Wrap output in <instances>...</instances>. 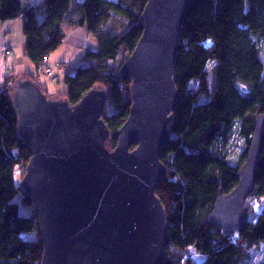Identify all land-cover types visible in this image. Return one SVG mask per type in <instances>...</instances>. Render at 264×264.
Wrapping results in <instances>:
<instances>
[{
	"label": "trees",
	"instance_id": "obj_1",
	"mask_svg": "<svg viewBox=\"0 0 264 264\" xmlns=\"http://www.w3.org/2000/svg\"><path fill=\"white\" fill-rule=\"evenodd\" d=\"M27 1L0 0V22L24 16L25 52L38 71L25 77L39 84L41 69L63 44L67 27L86 26L99 49L86 50L84 59L91 64L65 76L67 91L61 97L75 105L94 87L105 89L107 146L115 148L132 106V82L116 74L142 36L148 0H41L32 6ZM50 66L53 75L45 76L59 82ZM18 79L10 74L0 83V264H41L36 206L20 187L19 170L26 168L32 150L19 135L12 101ZM175 82L179 99L161 153L167 173L157 191L169 218L164 264H249L251 250L264 243V139L248 209L259 208L258 218L230 234L210 214L219 190L229 193L238 185L255 118L264 114V0H194L181 31ZM234 133L243 142L233 159L227 146ZM193 250L206 259L198 262Z\"/></svg>",
	"mask_w": 264,
	"mask_h": 264
},
{
	"label": "water",
	"instance_id": "obj_2",
	"mask_svg": "<svg viewBox=\"0 0 264 264\" xmlns=\"http://www.w3.org/2000/svg\"><path fill=\"white\" fill-rule=\"evenodd\" d=\"M194 0H148L142 36L117 79L132 82L130 114L111 137L107 92L94 87L73 105L52 98L31 77L17 80L12 101L19 135L32 150L21 189L36 206L41 264H164L169 218L157 191L167 173L161 153L178 104L175 65ZM264 139V114L240 166L238 185L219 190L210 220L235 234L249 221Z\"/></svg>",
	"mask_w": 264,
	"mask_h": 264
},
{
	"label": "rangeland",
	"instance_id": "obj_3",
	"mask_svg": "<svg viewBox=\"0 0 264 264\" xmlns=\"http://www.w3.org/2000/svg\"><path fill=\"white\" fill-rule=\"evenodd\" d=\"M115 1H118V0H115ZM15 21L16 20L12 21L13 22L12 31L10 30V33H7L6 37L8 36V38H6L4 40L3 44L9 46V44H8V42H9V43H11V45L13 47V52H14L13 56L16 55V58H14L13 56L8 57V63L10 65L8 70L12 71V72H16V74H18V77L20 79V78H23L30 73H34L36 68L34 67V64H32V63H30V61H28L29 59L26 55L25 47L23 48L21 45V35L24 36V32H23L24 17L20 21H16V22ZM19 22L21 23L20 25H19ZM0 24H2V22H0ZM0 39H1V37H0ZM78 45H80V46H78ZM82 45H85L84 46L85 49L83 48ZM9 47L11 48V46H9ZM88 49H93V50L99 49V43H98L97 39L94 38L93 36L90 37V41H88L87 43H81L80 40L75 41L73 39H70L68 41H64V43L62 45H60V47L55 52H53V55H52L53 56V62H55L56 60L59 62L60 61L65 62V67H63V68H61L59 66H54L51 64L53 66L54 73L58 74L60 76L61 80L59 82H55V81H52V79L50 77H47L43 74H41V77H39V80H38L39 84L45 90L48 91V95H50V97L61 98V96L67 91V86L64 82V78L68 74H75L76 73V69H75L76 66L81 65V64H86V65L91 64V62L84 59L85 52ZM3 55H4L3 58H5L6 55L5 54H3ZM15 59H16L15 67L12 70L11 65H13V62ZM61 59H64V60H61ZM39 76H40V74H39ZM6 77H7V75H6ZM5 82H6V79H5ZM105 109H106V106H105ZM231 139H232L233 143L230 145L228 144L227 151H228L229 157L234 159V157L237 156L238 152L240 151V149L242 147L243 139L239 138L238 135L235 133L232 135ZM19 172L21 174V181H22V179L26 173V168H24V170H22V169L19 170ZM250 201H251L250 198H248L247 202H246L248 209H249ZM255 203H257V202H255ZM259 206L260 205H258V207ZM248 213H249V219L250 220H256L259 216L260 209L256 208L255 210H251V212H249V210H248ZM37 236H38V234H30L29 235V237H31V238H36ZM166 251H167V248H166ZM251 252H252L253 257L250 260L249 264H259L261 261L264 260V243L260 247H257V248H254L253 250H251ZM191 253L198 260V262H203L206 259V256H203V255L199 256L198 254L195 253L194 250ZM186 256H187V254H186Z\"/></svg>",
	"mask_w": 264,
	"mask_h": 264
},
{
	"label": "crops",
	"instance_id": "obj_4",
	"mask_svg": "<svg viewBox=\"0 0 264 264\" xmlns=\"http://www.w3.org/2000/svg\"><path fill=\"white\" fill-rule=\"evenodd\" d=\"M41 0H28L27 1V4H28V6H32V5H34V4H36V3H39ZM79 2H82L83 0H78ZM115 1V0H114ZM23 17L24 16H20L19 18H17L16 19V21H20V20H22L23 19ZM15 21V22H16ZM14 22V23H15ZM21 23L19 22V25H20ZM12 26H13V22H8V23H5V22H2V24H0V37L2 38V34H3V32L5 31V29L7 30L8 29V33H10V30L12 31ZM21 29V28H20ZM25 36H23V35H21V45H22V47L24 48L25 47V38H24ZM90 37H92L91 36V34L89 33V31H88V29H87V27L86 26H82V27H76V28H73V29H70L69 27H67V36H66V38H65V40L64 41H68V40H70V39H73V40H75V41H77V40H80L81 41V43H87L88 41H90ZM6 38H8V36L7 37H5V39ZM85 38V39H84ZM64 43V42H63ZM8 44H9V46H11V49H12V51H13V47H12V45H11V43H9L8 42ZM5 46H7V45H5ZM9 46H7V47H9ZM78 46H80V45H78ZM83 46V48L85 49V45H82ZM14 55V52H13V54H12V56ZM53 53L51 54V56H50V58H49V60H48V62H49V64L51 65H54V66H59V67H61V68H63V67H65V62L64 61H55V62H53ZM12 56H9V57H12ZM14 58H16V55L15 56H13ZM29 59V58H28ZM61 60H64V59H61ZM28 61H30V60H28ZM3 62V63H2ZM15 63H16V59L14 60V62H13V65H11V69L13 70V68L15 67ZM29 63V62H28ZM30 63H32L31 61H30ZM3 64V65H2ZM33 64V63H32ZM0 67H1V69H0V72H1V74L2 75H10V74H16V72H12V71H9L8 70V68L10 67V65H9V63H8V56H5V58H3V56H2V58H1V62H0ZM34 67L36 68V66L34 65ZM38 71H37V69L35 70V72L34 73H30V74H34L35 75V73H37ZM38 74V73H37ZM38 77H41V76H38ZM50 96V95H49Z\"/></svg>",
	"mask_w": 264,
	"mask_h": 264
},
{
	"label": "built area",
	"instance_id": "obj_5",
	"mask_svg": "<svg viewBox=\"0 0 264 264\" xmlns=\"http://www.w3.org/2000/svg\"><path fill=\"white\" fill-rule=\"evenodd\" d=\"M8 33V29L3 32L2 34V38H1V43H0V62H1V58L2 56H4L3 54H5L6 56H12L13 54V51L10 47H7L5 45L2 44V41L4 39V37H6ZM1 69V67H0ZM41 72L44 73L45 75L47 76H52L53 75V72H52V69H51V66L50 64L48 65H43L42 69H41ZM5 79H6V75H2L1 72H0V83H4L5 82ZM54 79H57V77H54Z\"/></svg>",
	"mask_w": 264,
	"mask_h": 264
}]
</instances>
